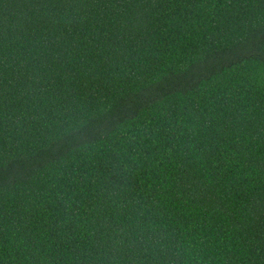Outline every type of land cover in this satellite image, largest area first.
<instances>
[{
    "label": "trees",
    "instance_id": "16d2710c",
    "mask_svg": "<svg viewBox=\"0 0 264 264\" xmlns=\"http://www.w3.org/2000/svg\"><path fill=\"white\" fill-rule=\"evenodd\" d=\"M0 264H264V0H0Z\"/></svg>",
    "mask_w": 264,
    "mask_h": 264
},
{
    "label": "clouds",
    "instance_id": "9594fccd",
    "mask_svg": "<svg viewBox=\"0 0 264 264\" xmlns=\"http://www.w3.org/2000/svg\"><path fill=\"white\" fill-rule=\"evenodd\" d=\"M82 126V125H81Z\"/></svg>",
    "mask_w": 264,
    "mask_h": 264
}]
</instances>
